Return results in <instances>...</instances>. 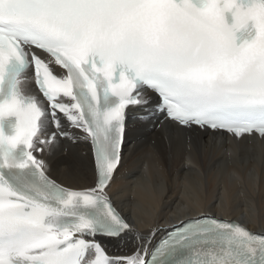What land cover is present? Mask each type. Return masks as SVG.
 Segmentation results:
<instances>
[{"label":"snow or ice","instance_id":"obj_1","mask_svg":"<svg viewBox=\"0 0 264 264\" xmlns=\"http://www.w3.org/2000/svg\"><path fill=\"white\" fill-rule=\"evenodd\" d=\"M249 22L254 38L237 47ZM32 66L47 109L21 87ZM137 108L264 141V0H0V264H264V234L207 214L154 248L159 226L108 252L100 238L138 231L109 195ZM57 113L90 144L94 186H63L34 154L75 140Z\"/></svg>","mask_w":264,"mask_h":264},{"label":"bare ground","instance_id":"obj_2","mask_svg":"<svg viewBox=\"0 0 264 264\" xmlns=\"http://www.w3.org/2000/svg\"><path fill=\"white\" fill-rule=\"evenodd\" d=\"M27 82L28 74L24 86ZM156 102L152 96L149 108ZM163 116L139 108L130 114L122 161L109 195L116 210L138 231L122 241L100 238L108 252H133L137 236H147L159 226L152 248L165 235L164 229L202 214L237 221L264 234V141H236L227 134L180 128L162 121ZM60 118L75 140L59 138L50 154H36L43 155L50 176L63 186L74 190L94 186L91 146L79 138V130L68 127L65 117ZM54 130L49 120L47 131Z\"/></svg>","mask_w":264,"mask_h":264}]
</instances>
